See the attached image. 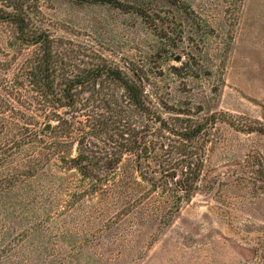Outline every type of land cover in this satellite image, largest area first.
I'll return each instance as SVG.
<instances>
[{"label":"trees","instance_id":"obj_1","mask_svg":"<svg viewBox=\"0 0 264 264\" xmlns=\"http://www.w3.org/2000/svg\"><path fill=\"white\" fill-rule=\"evenodd\" d=\"M70 1L159 21L156 0ZM37 3L0 0V26L7 31L0 46V133L11 137L0 151L11 145L13 151L0 155V172L9 158L18 165L0 194L19 197L29 186L31 222L23 233L45 235L53 264H74L93 247L108 251L101 260L141 264L198 192L208 123L192 124L184 113L164 119L134 66L125 74L101 65L81 72L66 63L40 26ZM45 122L55 123L48 133ZM38 180L48 185L45 193L32 187ZM61 191L70 193L64 204L56 201ZM10 234L0 227V264L16 250Z\"/></svg>","mask_w":264,"mask_h":264},{"label":"rangeland","instance_id":"obj_2","mask_svg":"<svg viewBox=\"0 0 264 264\" xmlns=\"http://www.w3.org/2000/svg\"><path fill=\"white\" fill-rule=\"evenodd\" d=\"M37 2L40 26L66 63L81 72L101 65L125 74L134 66L164 119L184 113L192 124L208 123L198 192L141 264H264V135L257 132L264 129V0H156L157 23L109 6ZM6 34L0 26V46ZM48 124L55 126L45 122L43 129ZM10 138L0 133V148ZM10 148L0 155L11 156ZM11 162L0 172L3 189L18 168ZM38 182L32 187L45 193L48 185ZM30 192L28 186L19 197L0 194V227L11 229L9 240L17 244L1 264H53L45 235L23 233L31 222ZM69 200L64 191L56 198ZM83 204L86 216L91 201ZM106 254L93 247L72 262L116 264L99 258Z\"/></svg>","mask_w":264,"mask_h":264},{"label":"water","instance_id":"obj_3","mask_svg":"<svg viewBox=\"0 0 264 264\" xmlns=\"http://www.w3.org/2000/svg\"><path fill=\"white\" fill-rule=\"evenodd\" d=\"M179 60H180V59L178 58L177 61H179ZM51 128H52L51 125L48 124V125H46V126L44 127L43 131L46 132V133H48V132L51 131Z\"/></svg>","mask_w":264,"mask_h":264}]
</instances>
